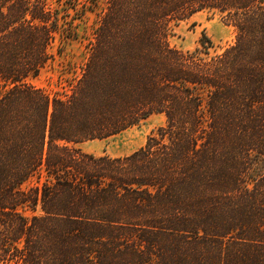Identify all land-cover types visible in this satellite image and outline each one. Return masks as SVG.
Segmentation results:
<instances>
[{"label": "trees", "instance_id": "obj_1", "mask_svg": "<svg viewBox=\"0 0 264 264\" xmlns=\"http://www.w3.org/2000/svg\"><path fill=\"white\" fill-rule=\"evenodd\" d=\"M88 2L0 0V263L264 264V0H106L80 76L29 84ZM202 11L221 53L170 43ZM152 114L127 156L79 147Z\"/></svg>", "mask_w": 264, "mask_h": 264}, {"label": "rangeland", "instance_id": "obj_2", "mask_svg": "<svg viewBox=\"0 0 264 264\" xmlns=\"http://www.w3.org/2000/svg\"><path fill=\"white\" fill-rule=\"evenodd\" d=\"M88 1L90 7H87L86 12L72 20L76 34L68 36V32L62 31L57 35L50 48L53 58L38 76L28 79L29 84L55 95L80 76L82 63L88 54L89 40L106 0H97V5L92 4L93 0ZM204 34L213 42L210 49L213 54L223 52L234 44L236 38L234 28L224 23L219 15L202 11L175 25L170 43L183 50H193L201 45ZM163 125L165 117L162 114H152L121 133L91 139L79 144V147L85 152L101 156H127L144 146L148 137Z\"/></svg>", "mask_w": 264, "mask_h": 264}]
</instances>
